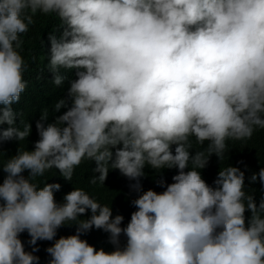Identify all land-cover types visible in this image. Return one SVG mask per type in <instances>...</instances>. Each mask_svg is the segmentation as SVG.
<instances>
[{"label": "clouds", "instance_id": "1", "mask_svg": "<svg viewBox=\"0 0 264 264\" xmlns=\"http://www.w3.org/2000/svg\"><path fill=\"white\" fill-rule=\"evenodd\" d=\"M37 15L59 20L47 67L54 85L68 84L53 107L65 111L49 122L45 110L34 147L0 162V264H39L37 241H54L48 264H264V198L239 167L220 168L214 186L201 171L264 129V0H0V145L31 134L13 106L29 86L22 37ZM85 159L93 185L112 169L135 181L126 226L85 189L57 202L61 184L38 182L52 169L71 181ZM145 168L163 191L143 190ZM93 228L114 250L82 238Z\"/></svg>", "mask_w": 264, "mask_h": 264}, {"label": "trees", "instance_id": "2", "mask_svg": "<svg viewBox=\"0 0 264 264\" xmlns=\"http://www.w3.org/2000/svg\"><path fill=\"white\" fill-rule=\"evenodd\" d=\"M36 22L30 27L22 39V54L28 63V70L25 73V79L29 86L21 95L18 104L13 107L18 114V126L23 127L25 123L32 125L31 134L24 141H7L0 145V162H6L8 157L15 155L17 149L31 150L34 147L36 122L40 119L41 114L47 110L49 115V122H51L55 115H60L65 111L62 109L60 113L53 111L54 104L66 94L68 84L57 87L52 82V74L49 72L47 64V36L59 27V20L55 17H45L37 15ZM37 100L42 101V105L37 106ZM207 142L203 147H206ZM203 147L194 143L193 151L203 150ZM228 151L225 157L220 161L216 155L209 158V162L202 171V176L209 185L214 186V180L219 169H223L228 164L239 167L245 172L246 189L254 194L257 204L264 198V184H261L259 179L255 183L250 182V177L253 173H258L261 167H264V129H257L253 137L247 141H229ZM95 167L94 162L85 159L79 167L75 169L71 181L65 180L60 176L56 169L47 171L43 177L38 178V182L42 185L47 183L61 184V190L55 193L57 202H61L63 196L73 190V188H83L91 196L95 197L101 204L112 206L113 216L121 214L124 216L122 226H126L130 220L131 213L135 210L131 201L137 197V193L130 189V184L135 181H130L123 176L119 170L112 169L109 171L105 186L99 183L93 185L90 179L94 175L92 168ZM191 167V165H190ZM163 171V170H161ZM146 176L141 178L143 190L153 189L161 192L164 189L159 187L157 180L160 179L159 173L153 172L150 168H145ZM163 176L168 183L172 182V176L176 174V169H165ZM6 174L0 171V182ZM90 210L87 215L90 216ZM250 212H246V216H250ZM86 218V217H85ZM74 223V222H70ZM76 226H63L58 230L57 237L68 236L75 234ZM83 239H86L89 244L93 245L97 250L104 248L105 251L114 250V246L109 242V234L103 230L93 228L90 232L85 234ZM21 239L25 244V249L31 251L28 241L30 237L25 232L21 235ZM121 244L126 243V238L121 236ZM54 241H37L36 247L39 251L34 253L39 256V264H48L50 256L46 249L50 247Z\"/></svg>", "mask_w": 264, "mask_h": 264}]
</instances>
